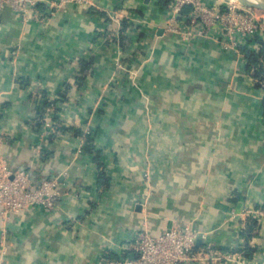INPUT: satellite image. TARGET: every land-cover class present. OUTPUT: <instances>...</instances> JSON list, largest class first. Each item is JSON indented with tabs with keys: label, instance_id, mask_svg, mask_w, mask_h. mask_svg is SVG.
Wrapping results in <instances>:
<instances>
[{
	"label": "crops",
	"instance_id": "0c3cea01",
	"mask_svg": "<svg viewBox=\"0 0 264 264\" xmlns=\"http://www.w3.org/2000/svg\"><path fill=\"white\" fill-rule=\"evenodd\" d=\"M56 1L0 10V158L61 193L52 211L0 207V264H114L140 232L184 226L264 264V217L250 238L246 217L264 209V91L242 50L264 27L188 42L164 32L166 0Z\"/></svg>",
	"mask_w": 264,
	"mask_h": 264
},
{
	"label": "built area",
	"instance_id": "2783aa9c",
	"mask_svg": "<svg viewBox=\"0 0 264 264\" xmlns=\"http://www.w3.org/2000/svg\"><path fill=\"white\" fill-rule=\"evenodd\" d=\"M36 0H1L22 15H27ZM70 3L91 4L89 0H57L55 7L60 8ZM187 8L190 13H185ZM169 20L164 27L167 34L180 36L184 41H192L202 37H210L217 33L224 40L225 46H237L239 39H252L261 34L263 24L260 16L252 8L233 4L231 1L219 0L209 4L205 0H171ZM50 14L56 15L52 10ZM264 91V81L262 82ZM56 103L46 106L42 123H46L49 135L56 131V124L51 120L55 116ZM40 151V150H38ZM57 179H44L36 185L29 172L13 170L6 160L0 158V207L2 214L19 213L29 207L41 206L52 211L59 201ZM246 217L259 222L264 217V209L249 210ZM202 240L203 247L199 246ZM131 249L136 258L122 259L114 264H215L230 262L247 264L242 250L223 253L210 242L206 232L196 230L192 226L174 227L165 233L155 236L148 230L137 234L132 240Z\"/></svg>",
	"mask_w": 264,
	"mask_h": 264
},
{
	"label": "trees",
	"instance_id": "16d2710c",
	"mask_svg": "<svg viewBox=\"0 0 264 264\" xmlns=\"http://www.w3.org/2000/svg\"><path fill=\"white\" fill-rule=\"evenodd\" d=\"M171 0H166V3H168V5L170 4ZM260 35L252 38L250 41L251 42H256L258 40H260ZM263 47L261 49V51L259 52H254V51H251L249 50L248 48H242L244 54H245V57H246V60H247V69L248 71H252V70H255L256 71V77L261 79V81L263 82L264 81V43L261 42ZM47 105L46 106H49L51 105V102H48L46 103ZM42 119H43V114H41V117H40V123L42 124ZM249 222V227L251 228L249 230V234H248V238H250L251 234H252V230L256 227L257 225V221H255L254 219L250 218L248 220ZM248 227V228H249ZM248 233V232H247ZM255 250L251 247H245L243 249V252H244V255L248 257V255L250 253H253Z\"/></svg>",
	"mask_w": 264,
	"mask_h": 264
},
{
	"label": "water",
	"instance_id": "95a60500",
	"mask_svg": "<svg viewBox=\"0 0 264 264\" xmlns=\"http://www.w3.org/2000/svg\"><path fill=\"white\" fill-rule=\"evenodd\" d=\"M241 5H243L244 7L255 9V10L264 11V1L263 0H251L250 4H241ZM31 178H32V175H31Z\"/></svg>",
	"mask_w": 264,
	"mask_h": 264
},
{
	"label": "rangeland",
	"instance_id": "374dc122",
	"mask_svg": "<svg viewBox=\"0 0 264 264\" xmlns=\"http://www.w3.org/2000/svg\"><path fill=\"white\" fill-rule=\"evenodd\" d=\"M224 1H231V0H224ZM263 1H264V0H263ZM231 2H233V1H231ZM233 4L241 5V3H235V2H233ZM254 11H256L257 14L260 16L261 22H262L263 27H264V11H261V10H255V9H254Z\"/></svg>",
	"mask_w": 264,
	"mask_h": 264
},
{
	"label": "bare ground",
	"instance_id": "6f19581e",
	"mask_svg": "<svg viewBox=\"0 0 264 264\" xmlns=\"http://www.w3.org/2000/svg\"><path fill=\"white\" fill-rule=\"evenodd\" d=\"M235 3H241V4H250L251 0H231Z\"/></svg>",
	"mask_w": 264,
	"mask_h": 264
}]
</instances>
